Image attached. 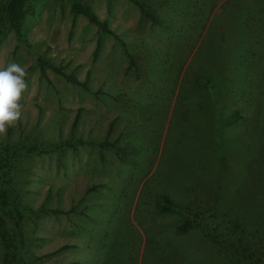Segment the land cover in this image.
Segmentation results:
<instances>
[{
	"label": "rangeland",
	"instance_id": "374dc122",
	"mask_svg": "<svg viewBox=\"0 0 264 264\" xmlns=\"http://www.w3.org/2000/svg\"><path fill=\"white\" fill-rule=\"evenodd\" d=\"M79 1L119 41L71 0H27L25 44L0 40V68L28 73L0 136L19 264H264V0ZM0 264H15L1 232Z\"/></svg>",
	"mask_w": 264,
	"mask_h": 264
},
{
	"label": "trees",
	"instance_id": "16d2710c",
	"mask_svg": "<svg viewBox=\"0 0 264 264\" xmlns=\"http://www.w3.org/2000/svg\"><path fill=\"white\" fill-rule=\"evenodd\" d=\"M27 0H5L3 3V7L1 9L0 15V40L2 37L7 34V32L13 30L15 31L18 42L20 44H25V35L23 32V25L25 22V4ZM71 12L76 18L77 16H83L86 18L89 23L95 25L97 27L98 32L105 33L111 35L115 40L119 41V37L115 35L113 31H111L107 23L105 21H101L91 10V8L85 4H82L79 0H71ZM141 11L146 15V17L150 18L152 21L154 20L153 16L147 12V10L143 7V5H139ZM100 49V41L97 40L93 57L95 58ZM130 57V64L133 65V60ZM36 62L41 72V76L45 77V69L49 68L54 73L60 75L65 79L66 82L80 86L82 89H88V79L89 72H87L86 78L84 81L80 82L76 79L73 74H66L64 72V68L61 66H55L44 57H37ZM79 118V113L75 114V118L73 124L77 122ZM80 144L81 142L78 141ZM73 146L72 143H65L64 146ZM113 148V146H111ZM11 152L10 149L7 150V153ZM16 156V153H8L3 155L0 151V232L3 237L7 240L8 245L12 248L13 257L15 260V264H19L20 252L23 247L21 231H20V220L18 218H12V216L6 212L5 206L9 203L11 199V194L9 189L4 187V178L9 171L12 164V157ZM6 170V171H5ZM8 176V175H7ZM7 184V182H5ZM158 209L161 213H170L174 211L181 210V208L168 196L161 195L157 202ZM180 209H179V208ZM192 227L191 221L186 218L182 223L178 226V231L180 233H185L190 230ZM233 230L241 229L238 225L237 221L233 222L232 225ZM212 236V234H210ZM256 264V263H252Z\"/></svg>",
	"mask_w": 264,
	"mask_h": 264
},
{
	"label": "clouds",
	"instance_id": "9594fccd",
	"mask_svg": "<svg viewBox=\"0 0 264 264\" xmlns=\"http://www.w3.org/2000/svg\"><path fill=\"white\" fill-rule=\"evenodd\" d=\"M27 76L26 68L15 61L0 68V136L6 135L21 119V99L28 88Z\"/></svg>",
	"mask_w": 264,
	"mask_h": 264
},
{
	"label": "crops",
	"instance_id": "0c3cea01",
	"mask_svg": "<svg viewBox=\"0 0 264 264\" xmlns=\"http://www.w3.org/2000/svg\"><path fill=\"white\" fill-rule=\"evenodd\" d=\"M72 226H70V225H68V234L70 233V231L72 230V228H71ZM84 247L82 246L81 247V251H80V254H81V256L87 251V249H84ZM71 259V260H70ZM70 259H69V255H68V264H70L73 260H74V258L72 259V257L70 256ZM84 261H86V262H88V256H85L84 257ZM82 263V261L80 262V264Z\"/></svg>",
	"mask_w": 264,
	"mask_h": 264
}]
</instances>
